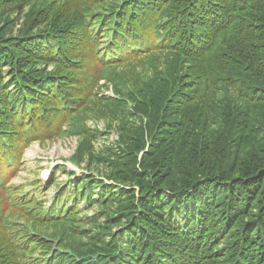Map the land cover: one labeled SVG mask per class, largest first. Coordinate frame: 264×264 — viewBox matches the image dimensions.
<instances>
[{
  "label": "trees",
  "instance_id": "obj_1",
  "mask_svg": "<svg viewBox=\"0 0 264 264\" xmlns=\"http://www.w3.org/2000/svg\"><path fill=\"white\" fill-rule=\"evenodd\" d=\"M66 130L52 216L10 182ZM0 264H264V0H0Z\"/></svg>",
  "mask_w": 264,
  "mask_h": 264
},
{
  "label": "rangeland",
  "instance_id": "obj_2",
  "mask_svg": "<svg viewBox=\"0 0 264 264\" xmlns=\"http://www.w3.org/2000/svg\"><path fill=\"white\" fill-rule=\"evenodd\" d=\"M104 40L105 39L102 38V41ZM152 58L155 59L154 56H152ZM131 64L134 65V61H132ZM136 67V71L140 72L142 71L143 65L136 64ZM105 82V80L101 81V83ZM107 93H109L108 95H114V91L112 88L108 90ZM88 124L93 128L98 127L100 131L105 129V123L103 120H90L88 121ZM116 136V131H112L110 134H106L105 136L99 135L98 140L95 143L96 149L101 150L102 147L109 145L108 143L113 142V139L116 138ZM80 143V137L67 134V130L66 133H63L57 138H45V140L41 138L32 142L25 150L22 159L24 167L20 170V172L16 174L14 178L11 179V185H39L38 181L42 180V178H48L51 173V169L58 164H62L63 162H66L70 168L76 169V165L70 162V157L74 155L76 151L75 149ZM85 162L83 163L85 164ZM59 173L61 172H56L58 181L46 190L48 192L45 194H41L40 192V196L42 198L47 195V201H51V199H53L52 196L54 195L55 190H60V188L63 187V184L60 185L61 182H67L66 180L68 179V177ZM40 185L43 187V183H40ZM60 200L61 199L58 198L57 203H59ZM45 229H47V231ZM42 231L50 234L48 233L50 232V229L48 228H44L42 229Z\"/></svg>",
  "mask_w": 264,
  "mask_h": 264
}]
</instances>
